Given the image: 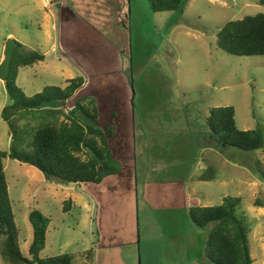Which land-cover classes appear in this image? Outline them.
Listing matches in <instances>:
<instances>
[{
	"label": "rangeland",
	"instance_id": "obj_1",
	"mask_svg": "<svg viewBox=\"0 0 264 264\" xmlns=\"http://www.w3.org/2000/svg\"><path fill=\"white\" fill-rule=\"evenodd\" d=\"M118 7L110 15L101 0H0V65L9 39L23 46L15 50L10 77L28 98L83 77L85 86L58 107L68 115L76 100L94 98L101 113L116 111L113 148L123 169L100 185L58 184L35 167L4 160L23 255L30 258L29 216L37 210L50 219L41 259L69 254L73 264H210L209 230L192 223L190 209L239 198L252 259L264 264V181L256 168V162L264 168V150L225 147L207 126L211 109L233 107L240 130H264V56L228 55L216 43L227 23L264 15V5L188 0L182 12L154 13L148 0H121ZM32 51L45 61L20 66ZM8 105L0 80L3 152L12 147L2 119ZM206 168L214 181H199ZM3 243L0 264H9Z\"/></svg>",
	"mask_w": 264,
	"mask_h": 264
},
{
	"label": "trees",
	"instance_id": "obj_2",
	"mask_svg": "<svg viewBox=\"0 0 264 264\" xmlns=\"http://www.w3.org/2000/svg\"><path fill=\"white\" fill-rule=\"evenodd\" d=\"M120 1L101 0L103 11L107 14L119 12L117 4ZM148 1L154 13H165L182 12L188 0ZM260 4L264 5V0H260ZM216 43L228 55L264 56V15L248 16L227 23L218 33ZM18 47L23 46L18 44ZM15 56L16 51L13 60ZM44 61V55L32 51L22 57L19 65L25 68ZM16 81L9 74L5 87L10 105L2 112V119L10 128L12 147L10 152L0 149V239L4 238L1 257L9 264H73L75 256L69 254L40 258L46 246L50 219L37 210L29 216L33 228L30 258L23 255L4 160L11 159L35 167L45 177L59 176L65 180V184L100 185L105 176H119L123 172L113 148L118 114L112 109L101 113L94 98L76 100L68 115L58 107L59 103L69 102L85 86L83 77L69 80L64 89L46 88L31 98L25 96ZM101 114L106 116L103 121ZM235 115L233 107L211 109L207 126L213 137L219 144L243 152L264 150V130H240ZM64 116L66 120H62ZM23 121L43 124L37 127L38 124H22ZM29 127L31 131L27 135ZM19 144L27 147L29 152L21 151ZM81 154H85L86 159L83 160ZM256 166L257 174L264 181V168L260 162H256ZM198 179L200 182H211L216 175L206 168ZM71 203L72 200L64 203L65 212L69 211ZM241 206V199L226 198L219 206L190 209L192 223L202 230H209L205 256L210 264H254L249 231L238 214Z\"/></svg>",
	"mask_w": 264,
	"mask_h": 264
},
{
	"label": "water",
	"instance_id": "obj_3",
	"mask_svg": "<svg viewBox=\"0 0 264 264\" xmlns=\"http://www.w3.org/2000/svg\"><path fill=\"white\" fill-rule=\"evenodd\" d=\"M18 47V43L14 39H9L6 43L5 50H4V60L0 65V80L3 81L5 84L7 83L8 76L10 74V67L14 57V52ZM49 181L58 183V184H65V180L59 176H47L46 177Z\"/></svg>",
	"mask_w": 264,
	"mask_h": 264
},
{
	"label": "crops",
	"instance_id": "obj_4",
	"mask_svg": "<svg viewBox=\"0 0 264 264\" xmlns=\"http://www.w3.org/2000/svg\"><path fill=\"white\" fill-rule=\"evenodd\" d=\"M49 6H50V4H49ZM117 6H118V4H117ZM51 7H52V5H51ZM48 8H50V7H48ZM120 8H121V7H120ZM120 8H119V9H120Z\"/></svg>",
	"mask_w": 264,
	"mask_h": 264
},
{
	"label": "flooded vegetation",
	"instance_id": "obj_5",
	"mask_svg": "<svg viewBox=\"0 0 264 264\" xmlns=\"http://www.w3.org/2000/svg\"><path fill=\"white\" fill-rule=\"evenodd\" d=\"M120 161V160H119Z\"/></svg>",
	"mask_w": 264,
	"mask_h": 264
}]
</instances>
